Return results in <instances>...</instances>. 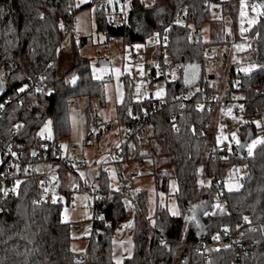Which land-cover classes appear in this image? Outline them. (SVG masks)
I'll return each mask as SVG.
<instances>
[{"label":"trees","instance_id":"16d2710c","mask_svg":"<svg viewBox=\"0 0 264 264\" xmlns=\"http://www.w3.org/2000/svg\"><path fill=\"white\" fill-rule=\"evenodd\" d=\"M240 1L160 0L146 6L142 0H129L128 15L121 13L120 23L112 19L102 0H91L81 8L94 7L97 30L109 38H121L125 47L145 44L152 35L161 39L166 33V43L159 39L155 57L166 71L167 59L183 72L189 63L203 66L206 62L205 51L211 43L201 39V27L213 19L211 4L220 3L222 8L229 4L228 13L235 17ZM76 11L73 0H0V73L5 74V90L0 95V156L3 147L11 143L24 145L27 158L33 152L40 153L45 143L39 132L47 120L52 125L54 152L61 153L59 142L70 135L72 101L87 97L105 103V80L94 78L90 59L80 54L74 40L71 64L62 73L60 43L67 35L65 27L74 23ZM249 35L254 38L253 62L259 67L247 75L237 74L232 68L221 96L242 93L239 101L247 121L240 127L241 141L248 132L253 137L260 134L264 141V5ZM123 89L117 119L134 133L127 134L120 159L144 162L147 158L155 161L169 157L181 210L179 216H174L166 207L158 208L151 236L146 194L134 193L138 211L131 234L133 254L125 257L123 264H206L203 255L196 251V229L190 225L186 230L185 216L195 201L205 202L201 219L207 243L214 245L209 248L208 264H232L238 257L237 250L223 236L225 230L236 226L247 241L246 251L239 255L241 264H264V143L258 144L251 155L246 151L239 154L237 146L227 154L217 152L218 145L210 138L215 105L201 110L196 107L204 97L218 95L217 88L209 87L203 76L195 86L186 85L181 76L169 81L163 97L167 105L149 116L144 113L152 102L134 97V79L130 75L123 76ZM86 114L88 142L93 135L91 104L87 105ZM202 165L203 177L211 179L209 187L199 184ZM233 169L244 172L241 188L226 191L218 186L217 179L226 178ZM154 174L156 186L167 191L169 177ZM38 175L39 171L0 174V178L20 177L16 195L0 196V264H115L112 240L117 220L127 217V188L110 189L104 170L98 173V187L93 188L94 178L93 182L88 179L95 196L90 204L91 235L85 252H75L73 224L63 220V204L50 198L35 202L42 190ZM97 192L103 199L96 197ZM218 203L224 207H217Z\"/></svg>","mask_w":264,"mask_h":264},{"label":"rangeland","instance_id":"374dc122","mask_svg":"<svg viewBox=\"0 0 264 264\" xmlns=\"http://www.w3.org/2000/svg\"><path fill=\"white\" fill-rule=\"evenodd\" d=\"M226 1V0H221ZM91 0H73L75 12V27L72 32L67 33L60 43L63 50L60 56L62 73L71 64V49L73 40L79 47V52L91 61V69L95 79H102L104 74L112 76L111 80L104 82L105 103L101 104L97 98L87 97L76 98L72 101L69 110L70 135L63 138L60 142V152L63 157L71 161L74 169H77L82 179L87 178L89 170H92L94 178L93 188L98 187L97 176L100 170L106 171L110 189L118 190L127 187L126 193L131 198L134 193L145 192L148 219L150 221V235H153L155 223V213L158 208L166 207L170 214L179 216L180 207L176 199L178 188L174 177V167L169 157L157 158L155 161L145 159L140 161H121V147L127 142L128 128L121 125L117 119V106L122 103L124 97L123 76L130 75L135 79V97L143 99L146 92H151L149 82L145 80V75L152 67L158 63L155 57L158 49V42L155 35L150 36L145 44L134 45L133 47L124 46L121 38H109L104 32L96 28L94 7L81 8L83 5L90 4ZM146 6H152L160 0H142ZM106 5L111 13V17L116 23L121 22V16L127 17L130 2L129 0H106ZM238 12L234 17L228 13L230 5L212 3L211 13L213 19L204 23L201 27V39L203 42L211 43L206 49V62L203 66L198 63H189L183 72L177 67H173L166 59L167 72L172 75V80L182 77L184 82L195 86L203 76L204 82L209 87L218 90L219 97L224 93L228 84V78L232 68L235 67L237 74L247 75L255 71L259 65L253 62L252 47L254 38L249 35V31L259 20L262 10V3L255 0L249 2L240 1L237 3ZM122 13V14H121ZM85 38V41H82ZM155 51V53H153ZM153 51V52H152ZM160 65V64H159ZM4 80L5 74L1 72ZM74 80L71 82L73 83ZM236 85V83H234ZM146 87L144 89V87ZM195 90V89H193ZM156 98L166 96V83L157 82V88L153 91ZM233 95L238 99L242 98V93L234 92ZM91 104L93 114L97 115L103 122L109 124L99 134L93 133L91 139L86 142L85 137L89 127L86 107ZM241 107V102L238 104ZM234 108L229 105H215L214 121L211 127L210 138L215 139L216 145H224L229 151L238 146L241 142L240 127L247 121L242 116V111L233 114ZM91 126V125H90ZM258 129L260 125L257 124ZM40 136L48 134L52 136L53 130L51 121L47 120L42 126ZM260 134L252 137L246 148L251 147L256 141H262ZM239 141V143H237ZM260 144L256 143L255 147ZM252 148V152L255 149ZM147 154V150H144ZM202 165L199 170L198 180L202 187H209L211 179L203 177ZM166 175L169 178L168 189L163 191L156 186L155 174ZM134 177H131L132 175ZM224 188L226 191H235L241 188V177L244 172L241 169L231 170L226 175ZM59 180V184L52 189V196L55 200L61 198L62 218L66 222L73 224L72 227V249L75 252H85L88 245V237L91 235V218L93 212L90 208L95 196L79 192L74 193V199L68 201L71 190L78 186L77 177L70 171H62L53 176V182ZM4 187L0 186V192ZM69 191V192H68ZM111 199V195H110ZM125 204H129V198L124 196ZM205 204L204 201H195L193 205ZM129 206V207H128ZM127 206V217L123 221L121 230L115 231L112 240V253L115 264H123L125 257L133 254L132 243V221L134 211ZM217 207H224L218 203ZM188 209L185 216L186 230L190 225L198 229L205 230L201 219V213L190 212ZM135 209V214L137 212ZM134 214V215H135ZM222 246V245H220Z\"/></svg>","mask_w":264,"mask_h":264},{"label":"built area","instance_id":"2783aa9c","mask_svg":"<svg viewBox=\"0 0 264 264\" xmlns=\"http://www.w3.org/2000/svg\"><path fill=\"white\" fill-rule=\"evenodd\" d=\"M244 2H249L250 0H242ZM259 3H262L264 5V0H255ZM106 0H102V3H105ZM75 27V23L70 24L69 26L65 27V30L67 33L72 32L73 28ZM159 37L155 36V40L158 42ZM161 42L166 43V33L164 36L160 39ZM103 79L105 81L111 80L112 76H104ZM164 81L166 84L172 80V75L169 74L164 67L161 65H156L154 67L153 73L150 74L148 78L149 87L151 89V92H146L145 97L143 99H146L148 101L152 102V106L150 109L144 113V116H149L153 113L154 110L160 109L167 105L168 101L166 98H156L153 91L157 88V82L158 81ZM194 91V90H193ZM217 104H225L229 105L230 107L234 108L233 114H238L240 110H242V104L241 107L238 105L239 101L238 99L232 94L228 97H219L217 94H212L210 96L204 97L201 101L196 103V107L198 109H204L205 107L211 108L213 105ZM185 109V106L182 108V110ZM2 113V108H0V114ZM91 131L92 133H100L104 129L109 127V124L106 122H103L97 115H93L91 118ZM128 136H131L134 133V130H128ZM41 140L45 143L42 151L38 154H35L33 152L31 158H27L25 156V146L22 144H7L2 149V155L0 156V174L5 172H22V173H32L34 171H39L38 178L40 180V184L42 187L41 194L36 199V203L39 204L45 199H52L55 202L61 203V198L58 200H55L52 196V189L55 188L57 184H59V180L57 179L55 182H53V176L60 172V170H70L78 179V186H74L71 190L70 196H68L69 200L72 201L74 199L73 194L79 193V192H86L91 194L90 190V182L88 179H82L77 172V169H74L71 165V161L67 157H63L61 153L54 152L55 147L52 144V136L48 134H44V136H41ZM217 152L218 153H224L227 154L229 152L228 148L224 145H218L217 146ZM133 174L131 177H134ZM20 177L16 176L13 178H0V186L4 187V189L0 192V196L3 198L11 197L17 194L18 187H19ZM226 182V178L219 177L217 179V184L220 188L224 187V184ZM127 188V187H126ZM124 196L129 198V204L130 207L133 209L135 214V209L137 208L135 201L131 196L125 192ZM96 197L98 199H103V196L100 192L96 193ZM127 205V206H128ZM129 207V206H128ZM133 214V218H134ZM100 216V213H99ZM132 221H129V223L126 224H132ZM123 225V221L117 220L116 228L117 230H121L120 228ZM74 227V226H73ZM77 228V227H74ZM223 236L226 238V241L230 246L235 248L239 255L243 254L246 251L247 241L243 240L241 237V232L239 229V226H236L233 229L225 230L223 233ZM224 243V242H221ZM220 246V245H219ZM214 247L213 244L209 245L207 243V236L205 231L198 236V242L196 245V251L203 255L204 262L206 264L209 263L211 259V254L209 252V248ZM236 257V259L233 261L232 264H241L240 262V256ZM78 259H82V257L77 256Z\"/></svg>","mask_w":264,"mask_h":264},{"label":"water","instance_id":"95a60500","mask_svg":"<svg viewBox=\"0 0 264 264\" xmlns=\"http://www.w3.org/2000/svg\"><path fill=\"white\" fill-rule=\"evenodd\" d=\"M4 90H5L4 80L0 73V95L4 92ZM252 137H253L252 132H248L245 139L240 142V144L237 146V151L239 154H243L246 151L248 143ZM88 178L90 179L91 182H93L92 170L88 171Z\"/></svg>","mask_w":264,"mask_h":264},{"label":"crops","instance_id":"0c3cea01","mask_svg":"<svg viewBox=\"0 0 264 264\" xmlns=\"http://www.w3.org/2000/svg\"><path fill=\"white\" fill-rule=\"evenodd\" d=\"M155 51L156 50H154V52L153 53H155ZM150 74H151V70L150 71H148L147 73H146V75H145V80H147L148 81V78H149V76H150ZM104 76H109V74H104L102 77H104ZM186 85H190V84H187L186 83ZM135 87H136V83H135V79H134V91H135ZM144 87V86H143ZM146 87H144V89H145ZM134 97H135V94H134ZM136 98V97H135ZM137 100H140V99H137ZM60 174H62V171H60L59 172ZM86 179H89L88 178V174H87V178ZM69 192V191H68ZM54 198V197H53ZM191 209L189 210L190 212H192V213H202L204 210H205V204L203 205V204H199V205H195V206H191L190 207ZM192 226H193V223H192ZM194 227V226H193ZM195 228V227H194ZM196 229V228H195ZM196 231H197V234H198V236L199 235H201L203 232H204V230L201 228H198V229H196Z\"/></svg>","mask_w":264,"mask_h":264},{"label":"snow or ice","instance_id":"6c2138e0","mask_svg":"<svg viewBox=\"0 0 264 264\" xmlns=\"http://www.w3.org/2000/svg\"><path fill=\"white\" fill-rule=\"evenodd\" d=\"M237 143H239V141H237ZM256 143H264V141H256L251 147L248 148V154L251 155L252 154V148L255 147ZM175 215V213H173ZM247 219V218H245Z\"/></svg>","mask_w":264,"mask_h":264}]
</instances>
